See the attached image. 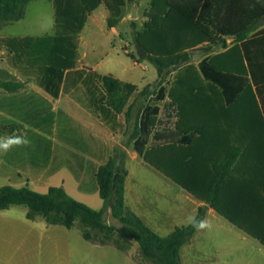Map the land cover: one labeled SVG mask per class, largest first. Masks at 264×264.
Segmentation results:
<instances>
[{
    "label": "rangeland",
    "instance_id": "1",
    "mask_svg": "<svg viewBox=\"0 0 264 264\" xmlns=\"http://www.w3.org/2000/svg\"><path fill=\"white\" fill-rule=\"evenodd\" d=\"M149 8L150 6L146 8L144 14L138 13V19L118 27L121 38L114 36L105 24H102L101 28L90 21L87 22L83 30L85 41L80 49V55L83 54V57L79 60L75 57L73 66V68L83 66L86 69L73 73L70 80L81 88H88L91 92L90 97L93 94L99 95L98 84L102 76L108 74L123 82L136 85L139 91L147 86L151 94L156 93L160 85L158 82L161 81L169 97L165 103H162L159 121L155 119L152 129L180 128L194 135L189 147H164L159 150L148 147L146 151L149 161L155 158L162 160L165 171L178 180L177 184L180 188L172 183L175 182L174 180L170 178L172 180L170 181L168 176L146 162L143 155L139 154L141 158L137 160H127L126 167L131 173L130 185L138 194V198L134 201L136 208L150 214L152 221L161 229H156L158 235L165 237L173 227L189 224L188 217L195 216V213L191 212L192 203L186 199L188 195L186 192L191 193L186 188L196 187L195 199L203 200L207 188L218 173L219 161L233 146L241 149L242 156L222 192L221 207L254 221L260 214H264V124L256 117L254 110L245 111L241 105L227 109L216 102L206 103L204 96L208 83L203 80L195 65L203 54L201 47L194 45L183 48L177 53L166 50H158L155 53L148 42L143 45L139 42V35L146 32L145 24L149 21ZM52 10L53 6L49 1L34 0L28 7L27 20L31 22L47 20ZM18 27L20 28V25ZM137 46L145 49L147 54L156 56L164 64L173 62L182 54H187V60L181 59L179 65L165 68L163 76L159 79L156 67L147 59H139ZM75 48L77 49V45ZM227 57L241 66L235 54H227ZM221 58L216 57L211 60L213 66H215L214 62ZM0 69L3 72L0 79L4 80L11 79L13 72L18 73L29 68L25 67L20 59H8L4 55L0 60ZM39 73L36 71L34 76L37 86L43 90V93L29 89L20 100H8L3 103L5 113L15 110L20 114L18 116L20 126L16 136L26 138L28 141L26 145L14 146L11 149L23 152L31 149L41 151L44 147L49 149L63 145L75 152H87V147L83 143L89 134L84 119L78 120L69 115L66 117V114L61 112L55 116V121H44L43 116L39 115L38 109L48 107L42 98L44 93L58 92L57 88L51 86L60 85L62 82V77L52 78L45 72L41 73L43 76ZM251 89V86L245 89L243 98L247 99ZM69 96L76 103L85 105L82 109L87 111L90 109L91 113H94L93 106L86 107V103L91 100L88 94H85L86 98H82L81 89L69 93ZM146 99L143 97L138 99L125 138L116 145L123 147L125 151L131 146L130 135L134 130L137 109ZM85 100L88 101L85 103ZM79 104L75 105L76 108H79ZM92 123L97 125L95 121ZM8 127L5 125L6 129ZM1 129L0 126V132ZM75 200L83 201L80 198ZM88 203L89 207L98 210L102 200L99 195H95ZM109 212L107 210L103 216V222L119 228L121 224ZM206 219L211 227L198 230L189 243L182 247L183 264H264V245L260 240L246 236L244 228L230 224L224 215H207ZM71 229L77 235L82 232L79 222H76ZM113 238L119 239L120 243L127 247V253L123 255L121 252L107 248L105 251L108 254L100 258V264H138L139 262L151 264L140 256L138 245L134 240L120 239L117 234H114Z\"/></svg>",
    "mask_w": 264,
    "mask_h": 264
},
{
    "label": "crops",
    "instance_id": "2",
    "mask_svg": "<svg viewBox=\"0 0 264 264\" xmlns=\"http://www.w3.org/2000/svg\"><path fill=\"white\" fill-rule=\"evenodd\" d=\"M49 2L52 4L53 10L47 20L34 22L27 20L29 3L26 6L24 17L21 20L7 23L0 28V60L4 55L8 59L17 58L15 53L6 47V42L9 39L42 38L46 36H62L67 38L69 43L75 46L77 45L75 57L79 60L83 57V54L80 55V49L85 41L83 30L87 22L90 21L101 28L102 24H105L106 28L114 36L121 38V32L118 27L131 23L133 19H138V13L144 14L146 8L150 6L151 0H90V2L89 0H53ZM228 10L230 13L235 14V16L246 12L247 14H258L259 17H254L255 19L249 25H246L248 31L242 40H238L235 37H223L215 43L209 42L206 39L197 42L196 46L201 47L203 54L195 65L198 69V63L206 59L213 66L211 60L216 57H222L221 60L214 62L216 67H213L221 72L244 75L248 79V84L235 102L228 107L225 104L221 89L203 79L208 83L204 98L206 103L212 104L216 102L227 109H234L241 105L245 111L254 110L256 117L264 124V0H230ZM109 20L115 22L112 27L108 26ZM234 23H236L234 24L236 27L244 26L241 18L237 19L236 17ZM19 25L20 28L18 27ZM227 54H235L236 58L241 62V66L236 65L233 59L231 60V58L227 57ZM245 54H248V58L254 63V66L258 65L254 70L256 84L250 76ZM84 69L86 67L84 68L82 66L64 71L61 84L51 86L57 88L58 92H52L51 94L44 93L42 98L46 101L48 107L38 109V112L40 116H43L44 121H55V116L61 112L66 114V117L69 115L78 120L84 119L87 123L85 128L89 137L84 139L83 144L87 147L88 151L80 153L70 150L67 146L58 145L49 149L44 147L41 151L31 149L23 152L21 150L10 149L6 153L0 152V188L4 186H11L13 188L27 186L32 191L44 194L50 187H62L71 198H80L83 200L81 203L86 205L89 204L88 202L95 195H99L96 181L97 170L100 165L108 160L112 148L119 145L121 140L125 138L128 124L125 116L123 118L124 114H115L105 105V97L100 84H98L100 88L99 95L93 94L90 97L91 95L89 93L91 92L88 91V88H81L74 84V82H71L70 76ZM36 71L38 70L27 69L22 72L18 71V73L13 72L11 79L3 80L19 82L22 86L16 92H7L0 88V126L2 128L0 138L16 136L20 126L18 120L20 114L15 110H12L10 113H5L3 103L8 100H20L22 96L26 95L29 89L43 93V90L37 86L38 83L34 76ZM39 72V75H42L41 73L44 71ZM2 74L3 72L0 69V75L2 76ZM248 86H251L252 89L251 94L246 99L243 98V94ZM77 89H81L83 94L82 98H86L85 94H88L91 101L86 103L88 100H85L86 107L93 106L94 113H91L92 110L90 111V109L88 111L82 109L85 105L82 106L70 99L69 93L75 92ZM163 89V100L154 103L150 99H154L156 93H150L148 96H139L141 90L139 91L137 88L128 106L133 105L134 109L140 97L147 99L146 101L144 100L145 102H143L142 106L138 107L135 122L136 117L143 108L149 105H156L159 108V112L155 117L159 121L162 103H165L169 97L166 89L164 87ZM76 104L80 105H78L79 108H76ZM93 121L96 122V126L92 123ZM5 125L13 126V129H6ZM172 129L176 128H154L152 129V133ZM193 139L194 135L192 142ZM192 142L189 145H165L156 149L159 150L164 147L184 148L189 147ZM130 145L126 150L125 167L128 159L137 160L141 158L139 157V153L133 148V141H131ZM148 147L149 145L145 146L143 149L144 152L148 150ZM241 156L240 149V157L233 166L227 184L233 172L238 167ZM130 176L131 173L128 170L124 187L125 206L134 214L138 212L136 215L156 233L158 225L152 221L150 214L147 211L144 212L136 208L134 201L138 198V194L130 185ZM167 178L172 181L169 177ZM172 183L178 185L173 181ZM186 193L188 194L186 195V199L193 205L191 212L196 215L197 209L200 206L206 205V203L201 199L197 201L194 197L196 194ZM95 203L97 204L96 201ZM102 206L103 201L99 209ZM26 213L27 208L23 205H12L7 209L0 210V264H100V258L108 254L105 251L107 248L121 252L123 255L127 253V251L120 250L113 244H99L86 240L82 232L80 235H77L72 232V229H67L62 226L54 225L47 227L45 221L39 216L35 220L29 221ZM207 215H220V213L207 206L206 217ZM247 220L244 216L239 215L238 221H242L241 223H243L244 227L249 229ZM229 223L237 228L239 227L230 221ZM176 227H173L172 231ZM158 230H161L160 227ZM244 233L246 236H251L247 231H244Z\"/></svg>",
    "mask_w": 264,
    "mask_h": 264
},
{
    "label": "trees",
    "instance_id": "3",
    "mask_svg": "<svg viewBox=\"0 0 264 264\" xmlns=\"http://www.w3.org/2000/svg\"><path fill=\"white\" fill-rule=\"evenodd\" d=\"M31 1L0 0V28L7 23L21 20L24 17L26 6ZM229 3L230 0H151L149 21L145 24L146 32L139 35V42L142 45L148 42L155 53L158 50L177 53L183 48L196 45L203 39L212 43L223 37H235L242 40L248 31L246 25H249L255 19L254 17L259 16L246 12L235 16L228 10ZM236 17L242 19L244 26H234ZM114 23L109 20L108 26L112 27ZM6 47L24 62L25 67L44 71L52 78L53 76L61 78L62 72L74 66L75 45L62 36L13 38L6 42ZM245 57L250 76L256 84L254 70L258 65L254 66L248 54H245ZM145 59L156 67L160 79L165 68L179 65L181 59L186 61L187 54L178 56L169 64H164L162 60L149 54H146L143 60ZM198 70L205 81L221 89L228 107L235 102L248 84L246 76L221 72L206 59L198 63ZM158 83L160 85L154 97V103L162 101L164 97L162 82ZM21 86L19 82L0 79V88L7 92H16ZM100 87L104 93L105 105L115 114H124L128 124L133 109V105L128 106V103L137 91V86L108 74L102 76ZM148 95L150 93L147 86L139 92V96ZM158 112L159 108L156 105L145 106L136 117L130 140L133 141L135 151L143 155L146 162L177 183L178 180L165 171L162 160L155 158L149 161L143 149L146 145H149L151 149L165 145H189L193 134L180 128L152 133V125ZM12 127L8 128L13 129ZM126 157L123 147L114 146L108 160L99 166L96 181L99 197L103 201V206L99 210H94L71 198L62 187H50L46 193L41 194L32 191L27 186L22 188L1 187L0 210L12 205H23L27 208L26 217L29 221L39 216L45 221L47 227L58 225L67 229H71L76 222H79L86 240L99 244H113L120 250L126 251L127 247L122 245L119 239L113 238L114 234H117L120 239L134 240L138 245L140 256L151 264H182L180 249L191 240L197 229L188 224L176 227L169 235L161 237L125 206L124 187L128 176V170L125 167ZM239 157L240 149L233 147L231 152L219 162L218 173L202 198L206 205L197 209L195 217L205 218L207 206L213 208L231 223L243 227L264 245V214H260L254 221L247 220L249 230L244 227L242 221H238L239 215L221 207L222 192ZM195 189L192 186L186 188L193 194H195ZM107 210L121 224L119 228L103 222V216Z\"/></svg>",
    "mask_w": 264,
    "mask_h": 264
},
{
    "label": "clouds",
    "instance_id": "4",
    "mask_svg": "<svg viewBox=\"0 0 264 264\" xmlns=\"http://www.w3.org/2000/svg\"><path fill=\"white\" fill-rule=\"evenodd\" d=\"M27 143L26 138L19 136L0 138V152L6 153L14 146H23ZM188 223L197 230H204L211 227L210 222L206 218L197 219L195 216L188 217Z\"/></svg>",
    "mask_w": 264,
    "mask_h": 264
},
{
    "label": "water",
    "instance_id": "5",
    "mask_svg": "<svg viewBox=\"0 0 264 264\" xmlns=\"http://www.w3.org/2000/svg\"><path fill=\"white\" fill-rule=\"evenodd\" d=\"M146 51L145 49L141 48L140 46H137V55L139 59H143L146 56Z\"/></svg>",
    "mask_w": 264,
    "mask_h": 264
}]
</instances>
